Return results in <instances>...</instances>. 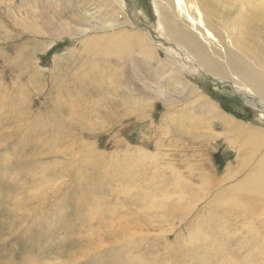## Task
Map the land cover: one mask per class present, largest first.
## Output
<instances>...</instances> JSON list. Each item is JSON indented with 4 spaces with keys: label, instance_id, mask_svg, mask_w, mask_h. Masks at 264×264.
I'll use <instances>...</instances> for the list:
<instances>
[{
    "label": "rangeland",
    "instance_id": "rangeland-1",
    "mask_svg": "<svg viewBox=\"0 0 264 264\" xmlns=\"http://www.w3.org/2000/svg\"><path fill=\"white\" fill-rule=\"evenodd\" d=\"M122 1L121 29L155 45L151 64L93 48L121 30L105 25L108 0H0V264H264L257 211L216 201L253 169L264 100L234 74L176 70L185 55L159 38L153 0ZM188 14L172 16L202 33ZM213 34L199 39L231 48ZM196 93L244 127L204 119Z\"/></svg>",
    "mask_w": 264,
    "mask_h": 264
},
{
    "label": "bare ground",
    "instance_id": "bare-ground-1",
    "mask_svg": "<svg viewBox=\"0 0 264 264\" xmlns=\"http://www.w3.org/2000/svg\"><path fill=\"white\" fill-rule=\"evenodd\" d=\"M164 1L167 2L166 5L157 0H153L151 5L153 6L156 16V29L158 33L162 34V36H160L161 34L159 35V38H165L166 41L171 42L172 45L174 44L185 55V58H182V62H185L183 65L179 63H176L178 65H175L172 63L175 65L174 67L176 70L181 71L183 74H188L189 76H197L198 72H204L205 75L212 76L215 79H224L226 78V75L234 74L237 76L236 78L238 79L240 86L247 90H252L254 93L259 95L262 100H264V0ZM106 8L104 9L108 12V19L105 25L109 26L110 29L118 30L127 24L124 16L122 0H108ZM189 9L194 10L196 13V19L199 25L198 27L203 30L202 33L201 31L195 32L189 30L187 27L176 22L172 16L176 12L180 14V16L188 15L187 18L190 21H193L188 14ZM75 13L76 10L73 14ZM139 14L138 19H141L142 17L145 18L146 16L145 12L142 10H140ZM120 15L124 17V21H120ZM90 27L91 31L89 30V33H100L103 29H106L104 26H101L99 29V25ZM216 27L217 29H215ZM86 29L87 28H85V30ZM213 33H216L218 42L222 41V38L224 37L228 39L231 48L226 47V49L224 48L222 51L221 49L217 50L216 48L211 47V43L206 44L199 39V36L202 38L206 37L208 40L209 38L215 39ZM96 35H98V33ZM145 38L146 37L143 32H131L126 29L123 30L122 28L120 31L115 33L113 31V35L107 34L106 36L101 35V37L98 36L92 38V46L94 49H100L101 54L103 52H107L109 55L114 56V58H120V54L122 55L123 53H126L128 49L131 50L130 46H133L139 51L145 60V65H147L151 60L153 62L155 55L154 51L157 49L154 48L155 45H151L150 41H147L148 39L145 41ZM219 58L221 60H219ZM156 59L157 58H155V60ZM157 60L160 65H165L159 60V58ZM165 67H163V70ZM113 68L115 69V67ZM151 68L153 67L151 66ZM117 69L119 70L118 66ZM160 72L164 73L162 70H160ZM156 73L159 74L157 71ZM182 73H172V75H170L171 77H169L179 83V86L182 87L183 91L188 92L191 95L192 91L189 89L195 90L196 86L193 87L194 85L187 82L185 83L184 79L181 80L180 78L182 77H179V75H183ZM169 74L170 73L167 75ZM84 76L87 77V75ZM197 101L202 110V117H204V119H209V121L211 120L212 124L219 125L225 132L236 134L240 128L244 127V125L239 121L221 113L209 97H202V95L199 97L196 93L195 102ZM252 133H257L253 137L263 136V134L259 132ZM253 137L251 138L252 141L249 146L250 149L248 151V155H246L249 156L250 160L255 162L253 169L247 176H244L242 180L236 181L230 185L227 188V191L221 194L219 198H216V201L217 203L220 201L221 204L226 206L230 204L241 209L249 207L250 209H253V211H257L258 217L263 220V228H261L264 233V152L261 153L263 151L261 150V147L263 146L264 139H257ZM258 151H260L261 154H259ZM247 161L249 160L247 159ZM166 163H168V161ZM203 164L205 165V163ZM240 165L243 167L244 160L240 163ZM203 167H201V169ZM205 168L206 167H204L203 171L206 170ZM175 172L176 170L173 171V173ZM175 177L179 178L178 174H176ZM225 177H229L230 179L233 178V176L229 175H225ZM209 181L210 180H208V183Z\"/></svg>",
    "mask_w": 264,
    "mask_h": 264
},
{
    "label": "trees",
    "instance_id": "trees-1",
    "mask_svg": "<svg viewBox=\"0 0 264 264\" xmlns=\"http://www.w3.org/2000/svg\"><path fill=\"white\" fill-rule=\"evenodd\" d=\"M49 53H51V51Z\"/></svg>",
    "mask_w": 264,
    "mask_h": 264
}]
</instances>
